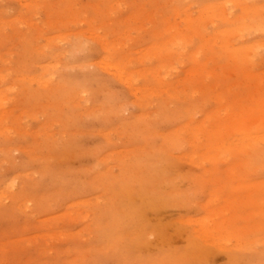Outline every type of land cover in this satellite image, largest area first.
<instances>
[{"label": "rangeland", "instance_id": "374dc122", "mask_svg": "<svg viewBox=\"0 0 264 264\" xmlns=\"http://www.w3.org/2000/svg\"><path fill=\"white\" fill-rule=\"evenodd\" d=\"M0 264H264V0H0Z\"/></svg>", "mask_w": 264, "mask_h": 264}, {"label": "bare ground", "instance_id": "6f19581e", "mask_svg": "<svg viewBox=\"0 0 264 264\" xmlns=\"http://www.w3.org/2000/svg\"><path fill=\"white\" fill-rule=\"evenodd\" d=\"M116 69V73L118 75V78H120V80L122 79L126 84L130 85L131 81H132V76L130 74H126V73H118V69ZM126 74V75H125ZM47 77V76H46ZM49 79V78H47ZM40 79H37V81H39ZM51 80V79H50ZM216 240H218L217 238H215Z\"/></svg>", "mask_w": 264, "mask_h": 264}]
</instances>
